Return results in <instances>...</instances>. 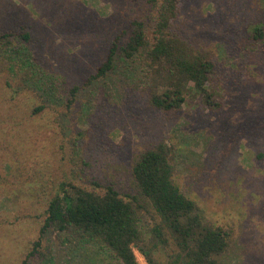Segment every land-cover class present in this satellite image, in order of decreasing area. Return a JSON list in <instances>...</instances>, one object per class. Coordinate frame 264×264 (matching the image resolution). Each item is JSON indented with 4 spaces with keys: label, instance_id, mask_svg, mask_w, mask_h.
<instances>
[{
    "label": "rangeland",
    "instance_id": "obj_1",
    "mask_svg": "<svg viewBox=\"0 0 264 264\" xmlns=\"http://www.w3.org/2000/svg\"><path fill=\"white\" fill-rule=\"evenodd\" d=\"M139 13L151 35L156 7L146 0H0V33L25 28L35 45L29 80V64L0 54V264H123L74 231L44 232L48 205L62 183L137 194L134 160L162 141L181 190L206 221L232 231L218 264H264V38L254 39L264 0L184 1L177 31L215 60L219 110L193 97L173 113L154 108L144 77L122 60L89 82ZM152 224L145 214L142 231ZM175 249L157 257L170 261Z\"/></svg>",
    "mask_w": 264,
    "mask_h": 264
},
{
    "label": "trees",
    "instance_id": "obj_2",
    "mask_svg": "<svg viewBox=\"0 0 264 264\" xmlns=\"http://www.w3.org/2000/svg\"><path fill=\"white\" fill-rule=\"evenodd\" d=\"M184 1L146 0L147 6L156 7L152 34L148 33V15L139 13L114 40L106 60L89 82L105 78L122 60L133 78L144 77L150 104L158 110L173 113L192 97L209 109H221L222 95L213 86L215 60L206 51L191 47L177 31ZM124 35L127 41L122 45ZM263 38L264 26L260 25L254 39ZM33 43L25 28L0 33V54H8L12 63L29 64L25 69L27 80L33 74L29 69H33L29 55L35 49ZM29 58L30 63L23 60ZM37 83L39 87L48 84L46 90L52 93L50 81ZM78 90L72 89L71 96ZM42 109L39 107L37 112ZM172 152L171 145L162 141L136 156L133 176L137 194L122 195L113 186L88 190L62 183L49 202L44 232L46 228L74 231L77 241L102 246L123 264H140L135 250L148 264H218V258L230 247L232 231L206 221L198 203L181 190L175 181ZM147 213L153 224L145 233L140 222ZM171 246L176 247L174 258L162 262L156 253Z\"/></svg>",
    "mask_w": 264,
    "mask_h": 264
}]
</instances>
